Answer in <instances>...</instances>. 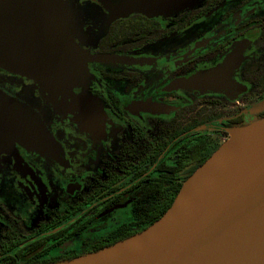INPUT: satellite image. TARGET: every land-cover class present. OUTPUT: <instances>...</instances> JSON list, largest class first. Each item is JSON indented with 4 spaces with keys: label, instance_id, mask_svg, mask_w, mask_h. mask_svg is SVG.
Segmentation results:
<instances>
[{
    "label": "flooded vegetation",
    "instance_id": "obj_1",
    "mask_svg": "<svg viewBox=\"0 0 264 264\" xmlns=\"http://www.w3.org/2000/svg\"><path fill=\"white\" fill-rule=\"evenodd\" d=\"M175 1L49 0L90 58L52 74L0 59V95L54 142L50 154L0 128V264L64 262L143 231L264 118V0Z\"/></svg>",
    "mask_w": 264,
    "mask_h": 264
},
{
    "label": "water",
    "instance_id": "obj_2",
    "mask_svg": "<svg viewBox=\"0 0 264 264\" xmlns=\"http://www.w3.org/2000/svg\"><path fill=\"white\" fill-rule=\"evenodd\" d=\"M87 58L69 34L64 14L49 0H0L2 61L47 73L77 70ZM0 128L54 153V142L38 121L2 95ZM229 139L148 228L112 246L50 264H264V118Z\"/></svg>",
    "mask_w": 264,
    "mask_h": 264
},
{
    "label": "rangeland",
    "instance_id": "obj_3",
    "mask_svg": "<svg viewBox=\"0 0 264 264\" xmlns=\"http://www.w3.org/2000/svg\"><path fill=\"white\" fill-rule=\"evenodd\" d=\"M56 72H59V71H50V72H47V73H56ZM37 73H40V72H37ZM256 121V120H255ZM252 122H254V121H252ZM234 133V132H233ZM26 146H31L30 144H28V143H25V142H23Z\"/></svg>",
    "mask_w": 264,
    "mask_h": 264
},
{
    "label": "trees",
    "instance_id": "obj_4",
    "mask_svg": "<svg viewBox=\"0 0 264 264\" xmlns=\"http://www.w3.org/2000/svg\"><path fill=\"white\" fill-rule=\"evenodd\" d=\"M173 203V202H172ZM171 206V205H170ZM1 264H14V263H11V262H5V263H1Z\"/></svg>",
    "mask_w": 264,
    "mask_h": 264
},
{
    "label": "bare ground",
    "instance_id": "obj_5",
    "mask_svg": "<svg viewBox=\"0 0 264 264\" xmlns=\"http://www.w3.org/2000/svg\"><path fill=\"white\" fill-rule=\"evenodd\" d=\"M229 140H230V139H229ZM229 140H228V141H229ZM228 141H227V142H228Z\"/></svg>",
    "mask_w": 264,
    "mask_h": 264
}]
</instances>
